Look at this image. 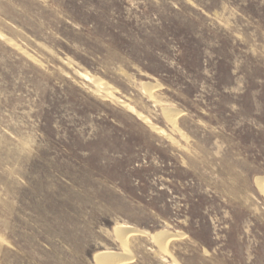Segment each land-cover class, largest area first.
<instances>
[{
	"label": "rangeland",
	"instance_id": "rangeland-1",
	"mask_svg": "<svg viewBox=\"0 0 264 264\" xmlns=\"http://www.w3.org/2000/svg\"><path fill=\"white\" fill-rule=\"evenodd\" d=\"M0 138V264H264V0H0Z\"/></svg>",
	"mask_w": 264,
	"mask_h": 264
},
{
	"label": "bare ground",
	"instance_id": "bare-ground-1",
	"mask_svg": "<svg viewBox=\"0 0 264 264\" xmlns=\"http://www.w3.org/2000/svg\"><path fill=\"white\" fill-rule=\"evenodd\" d=\"M11 39V38H10ZM9 41V40H8ZM31 55V54H30ZM30 57V56H29ZM31 58V57H30ZM169 121L171 122V126L173 128L176 127L175 121L173 118H169ZM170 125V124H169ZM172 129V128H171ZM171 134V132H170ZM1 139V138H0ZM6 140V139H5ZM1 144V143H0ZM8 144V142H7ZM10 145V143H9ZM3 146V145H2ZM3 149V147H1ZM11 148V147H8ZM1 150V149H0ZM14 150V149H13ZM2 151V150H1ZM8 151V150H7ZM12 151V150H11ZM15 151V150H14ZM13 151V152H14ZM9 152V151H8ZM16 152V151H15ZM4 154V153H3ZM2 154V155H3ZM20 154V153H19ZM7 156V155H6ZM18 156V155H17ZM9 157V156H8ZM7 159V157H6ZM9 160V159H8ZM136 229L131 228H122L117 231V234L119 235V240L121 245L124 247V252L120 254H113L112 252L103 251L98 254H96V262L97 264H122L123 262H127V260L130 259L129 252H128V242H129V236L134 234ZM169 240V239H167ZM162 247H164V243L161 244Z\"/></svg>",
	"mask_w": 264,
	"mask_h": 264
}]
</instances>
